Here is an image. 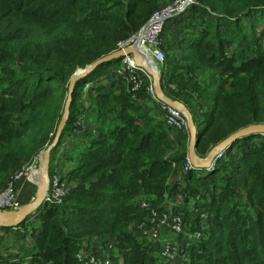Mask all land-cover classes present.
<instances>
[{
  "label": "trees",
  "instance_id": "1",
  "mask_svg": "<svg viewBox=\"0 0 264 264\" xmlns=\"http://www.w3.org/2000/svg\"><path fill=\"white\" fill-rule=\"evenodd\" d=\"M169 1L0 0V188L54 142L75 73L118 51ZM188 12L161 86L192 113L204 158L240 130L264 124V28L254 27L255 18L264 21V0H197ZM176 19L165 36L180 31L169 25ZM120 62L75 83L50 163L53 176L52 153L74 144L62 178L67 194L14 228L0 227V246L16 254L0 255V264H81L87 242L100 247L96 238H111L104 242L117 250L111 264H158L156 249L127 228L174 200L189 208L185 235H201L186 264H264V137L234 142L213 172H186L189 132L174 139L147 94L148 79L132 93ZM200 212L208 219H197Z\"/></svg>",
  "mask_w": 264,
  "mask_h": 264
},
{
  "label": "built area",
  "instance_id": "2",
  "mask_svg": "<svg viewBox=\"0 0 264 264\" xmlns=\"http://www.w3.org/2000/svg\"><path fill=\"white\" fill-rule=\"evenodd\" d=\"M196 1L197 0H170L163 8L152 16L148 24L139 33L120 44L119 50H125L131 46L145 50L150 57L152 66L155 70L160 72L162 79V71L163 69L165 70V64L167 62L166 54L162 49V46L164 45L163 35L167 25L170 21L186 14L194 7ZM139 60L141 59L139 58ZM118 75L123 76L124 79L132 86L131 92L134 94L139 92V90L144 86V79L146 77L149 81L147 94L160 106V114L162 115L167 128L176 132H182L184 130L189 131L188 119L185 112L182 110L183 103L179 102L176 109L162 103L156 95V85L154 79L141 65H139L133 56H125L121 59L120 66L118 68ZM167 87L170 88L168 85ZM164 95L167 96L165 93ZM187 161L188 162L185 165L184 170L186 172L196 170L189 158ZM43 164L44 154H40L33 158L29 163H25L17 174L9 178L7 185L0 190V212H12L21 208L15 188L16 184L22 179H26L28 183H30L31 186H35V188L39 189L41 187L40 176L36 177L34 175L40 174ZM66 194L67 188L65 182L62 181V178L58 174H54L50 177L48 193L43 204H61ZM35 201L36 199L30 203H34ZM143 207H147V204L143 203ZM181 217L182 216L179 214H175L174 217H170L164 211L160 212L158 210H153L150 215L152 224L151 229L149 230V235L151 237L158 238V234L155 232L156 227H159L160 224L165 225L167 223L169 224L168 229L172 232V234H183L184 221ZM146 226V222L139 224V227L142 229ZM200 238L201 235L199 234V238L196 237V239L200 240ZM170 245V243H167V250H169ZM83 264H111V257L110 259L106 258L102 262L90 258L86 259Z\"/></svg>",
  "mask_w": 264,
  "mask_h": 264
},
{
  "label": "rangeland",
  "instance_id": "3",
  "mask_svg": "<svg viewBox=\"0 0 264 264\" xmlns=\"http://www.w3.org/2000/svg\"><path fill=\"white\" fill-rule=\"evenodd\" d=\"M191 13L192 12H188V14H185L184 16H181L175 20V23H177V26H179L178 30H180V31H178L172 35L169 33L166 34V36L164 35V39H165L166 43L162 46V49L165 52L166 57H167L165 69H167V66L171 60H176V58L173 55L174 50L179 48L177 45L179 43L178 40H180V38L183 36V34H185V32L188 30V28L186 26L184 27L182 24H180V22H184V21L188 20L189 18L192 19ZM197 22L202 23L203 17L199 16ZM187 23H188L187 25H189V24H191V21H187ZM263 23H264V21H262L261 18H255L254 19L255 29H258L260 26H261L260 28H264ZM183 28H186V29H183ZM169 74L170 73L168 72V75ZM199 121L200 120H198V122ZM187 132H188V130H184L181 133L176 132L177 134H173L174 139L176 141L181 140L180 142L185 141L187 139L186 137L188 136ZM263 135L264 134H262L260 136L264 137ZM189 137H191L190 133H189ZM185 144L188 145V147H189L190 141L189 140H187V142L185 141ZM73 145L74 144L70 141L68 144L65 143L61 147L60 151L52 153V156L55 159L54 168L56 170V174H58L63 179L66 177L65 174L71 170L70 163H68L69 161L67 159V156H70L69 155L70 150H71ZM50 146L46 145L41 150V152H39L37 155L35 154L34 157H32V159L35 158L36 156L40 155V154L46 155V152ZM213 149H211V150H213ZM72 152L73 151H71V154H72ZM210 152L204 158H201L200 156L199 157L202 160H206V158H208ZM221 155L215 160V162L213 163L211 168L207 170V172H213L215 170L214 167L216 165V161L221 157ZM27 163H29V161ZM209 174H211V173H209ZM52 175H54V174H52ZM208 175H206L204 177H207ZM39 176H40V184L42 186L44 179H45V175H44L43 170L40 172ZM169 183H172V179L169 180ZM5 185H7V183L2 185V187H4ZM1 189L2 188H0V190ZM174 201H177V203H170L168 205H164V203H163L159 207V209L164 210V212H166L170 217H174L175 214L178 213V214H181L183 216V218H184V214H185V218H186V216H188V209H189L188 206L185 205L183 200H180V201L174 200ZM20 203H21V201H20ZM178 205H180V206H178ZM38 210L33 211L27 218L36 216L39 213ZM208 217H209L208 213L200 212L197 216V219L199 218L200 220L205 221L208 219ZM185 218H184V220H185L184 221V231H185V228H188V222L186 221ZM140 222L143 223L144 221L137 220V221L132 222L128 226L127 232L137 243L150 245L156 249V251L154 252L155 263H158V264H178L180 262V264H186L187 260H185V258H186L187 253H188V258L190 259V262L192 263V260H191L192 254L196 248V246H194V244L196 242H199V239H196V237L199 238L198 232H194L193 234H191L189 236L187 233H186V235H185V233L184 234H178V233L172 234V232L168 229L169 224L167 223L165 225L160 224L159 227H156L155 232L158 234V238H154V237H151L149 235V230L151 229V224H152L150 217H148V219L146 218L145 222L147 223V226L144 229L139 227ZM10 237H11V243H14L15 242L14 234H11ZM107 239H111V238H106L104 240H102V239L100 240L98 238L93 239L92 241L94 242V244L98 243L100 245V247L93 245L91 249L89 248L90 242H87V244L85 246H83V249L80 253L81 255L78 256L80 258V263L82 264L86 259H90V258L96 259L97 261L102 262L106 258L110 259L111 253L117 254V250L115 251L114 247L111 246L112 243H110L108 241L107 243L104 244L105 240H107ZM29 243H30V241H29ZM167 243L171 244L169 250H167ZM0 244H1V238H0ZM95 247L99 248L101 250V252H99ZM7 252H9V253L6 255ZM12 252H13L12 249H8V248H5L2 246L0 255H6V256H4V258L6 260H9L11 256L16 255Z\"/></svg>",
  "mask_w": 264,
  "mask_h": 264
},
{
  "label": "water",
  "instance_id": "4",
  "mask_svg": "<svg viewBox=\"0 0 264 264\" xmlns=\"http://www.w3.org/2000/svg\"><path fill=\"white\" fill-rule=\"evenodd\" d=\"M125 56H133L135 60L139 63V65H141L149 73V75L154 79L155 85H156V95L158 99L162 103L168 105L169 107H172L174 109L177 108V105L179 104V102L169 99L163 93L162 86H161L160 72L156 70L157 72L156 74L155 72L152 71L151 69L152 63L150 61V57L148 56L145 50L140 49L138 47L131 46L125 50H119V51L113 52L112 54L105 56L99 61L95 62L93 65L87 67L85 70H78L71 79V87H70L68 100L65 105L64 116L58 127L55 140L53 144L47 150L46 155H44L43 168H44L45 179L40 188V191L38 192L36 201L33 204L22 207L18 211L0 212V226H2L3 228H11V227L14 228L18 226L33 211L37 210L44 203V200L48 193V186H49V179H50L49 170H50V163H51V152L59 143L62 133L67 125L75 83L79 80H82L84 77H86L87 75H89L90 73L98 69L100 66H103L105 64L111 63L116 60H121ZM138 57L141 60H139ZM149 63H151V65ZM152 68L154 67L152 66ZM182 106H183L182 110L185 112L187 119H188L189 131L191 134L190 145H189V159L196 170L210 169L213 163L215 162V160L229 146H231L237 140L243 139L251 135L264 134V124H256V125H252L247 128H244L240 130L239 132H237L236 134L229 137L228 139L219 143L213 150H211L208 158H206V160H202L196 151L197 150V137H196L197 130H196V126L194 123L193 115L184 104Z\"/></svg>",
  "mask_w": 264,
  "mask_h": 264
},
{
  "label": "crops",
  "instance_id": "5",
  "mask_svg": "<svg viewBox=\"0 0 264 264\" xmlns=\"http://www.w3.org/2000/svg\"><path fill=\"white\" fill-rule=\"evenodd\" d=\"M169 25H175V22L173 21ZM168 33L172 34V31L169 30ZM173 55L175 56V50H174ZM190 139H191V137H190ZM41 171H42V168H41ZM54 174H56V170L54 171ZM35 176L38 177L39 175H35ZM1 188H3V187H1ZM40 188L38 189V188H35V186H31L30 183H28V181L26 179H22L20 182H18L16 184L15 192H16V194L18 196V201H19V204H20L21 208L24 207V206L29 205L31 201H34L35 199H37V195H38V192L40 191ZM20 201H21V203H20ZM0 227L3 228L2 226H0ZM0 233H2V234H0L1 236L5 235V233H3L2 230H0ZM95 248L99 252H101V250L99 248H97V247H95ZM0 252H1V248H0ZM8 253L9 252H7L6 255Z\"/></svg>",
  "mask_w": 264,
  "mask_h": 264
},
{
  "label": "clouds",
  "instance_id": "6",
  "mask_svg": "<svg viewBox=\"0 0 264 264\" xmlns=\"http://www.w3.org/2000/svg\"><path fill=\"white\" fill-rule=\"evenodd\" d=\"M161 82H162V79H161ZM162 90H163V89H162ZM180 103H181V102H180ZM196 130H197V129H196ZM189 132H190V131H189ZM197 136H198V133L196 132V137H197ZM229 147H230V146H229ZM229 147H228V148H229ZM228 148H227V149H228ZM227 149H226V150H227ZM226 150H225V151H226ZM43 165H44V164H43ZM49 176H50V170H49ZM49 180H50V179H49ZM48 188H49V186H48ZM30 204H32V203H30ZM30 204H29V205H30ZM42 205H43V204H42ZM42 205H41V206H42ZM27 206H28V205H27ZM41 206H40V207H41ZM40 207H39V208H40ZM39 208H38V209H39ZM38 209H37V210H38ZM25 220H26V219H25ZM25 220H24V221H25ZM24 221H22V222H24ZM22 222H21V223H22Z\"/></svg>",
  "mask_w": 264,
  "mask_h": 264
},
{
  "label": "bare ground",
  "instance_id": "7",
  "mask_svg": "<svg viewBox=\"0 0 264 264\" xmlns=\"http://www.w3.org/2000/svg\"><path fill=\"white\" fill-rule=\"evenodd\" d=\"M149 64H150V63H149ZM150 65H151V64H150ZM151 69H152L153 72H155V73L157 74L156 70H155L154 68H152V66H151ZM42 170H43V172H44V168H43V166H42Z\"/></svg>",
  "mask_w": 264,
  "mask_h": 264
}]
</instances>
